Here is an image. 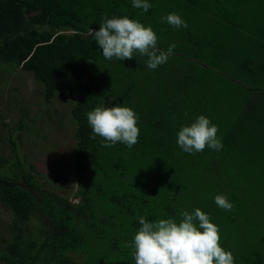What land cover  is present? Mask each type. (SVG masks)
I'll use <instances>...</instances> for the list:
<instances>
[{"label":"trees","instance_id":"obj_1","mask_svg":"<svg viewBox=\"0 0 264 264\" xmlns=\"http://www.w3.org/2000/svg\"><path fill=\"white\" fill-rule=\"evenodd\" d=\"M148 3L143 12L132 0H0V63L30 72L45 103L70 106L60 125L68 133L69 117L73 178L64 176L78 200L50 190L14 152L0 177V207L11 213L0 224V264H135L125 245L141 216L179 222L195 208L220 228L234 264H264V0ZM169 13L188 27L162 20ZM123 16L151 26L160 50L176 45L167 63L150 70L139 53L103 57L93 33L105 17ZM117 105L139 116L132 148L91 138L87 113ZM200 115L218 125L222 150L189 154L177 144ZM216 195L233 209L218 207Z\"/></svg>","mask_w":264,"mask_h":264},{"label":"clouds","instance_id":"obj_2","mask_svg":"<svg viewBox=\"0 0 264 264\" xmlns=\"http://www.w3.org/2000/svg\"><path fill=\"white\" fill-rule=\"evenodd\" d=\"M132 6L147 12L152 5L148 0H132ZM174 28H187V22L176 13L162 17ZM94 39L106 60L113 58L131 60L135 53L147 57L146 67L156 69L167 63L176 45H169L167 51L158 48V36L151 26L128 16L104 18ZM92 139L101 137V147L111 148L118 142L132 148L138 143L139 116L130 107L97 106L87 113ZM219 127L205 115L198 116L190 126H183L178 132L177 144L189 154L202 152L207 148L220 151L222 139L218 137ZM215 203L225 211H231L234 204L226 195H216ZM182 219H160L149 222L139 218L141 227L134 240L126 247L134 248L135 264H234L231 251L221 246L220 228L211 222L210 215L195 208L192 212L181 210Z\"/></svg>","mask_w":264,"mask_h":264},{"label":"rangeland","instance_id":"obj_3","mask_svg":"<svg viewBox=\"0 0 264 264\" xmlns=\"http://www.w3.org/2000/svg\"><path fill=\"white\" fill-rule=\"evenodd\" d=\"M5 65L0 63V164L6 159L9 162L0 167V177H7L10 173L15 152L25 167L32 169L36 176L39 173L41 181L49 180L47 186L50 190L69 195L73 202H77V187L70 171L74 149L69 117H63L70 125L68 133L60 125L61 117L69 114L70 106L59 98L51 104L45 103L44 87L30 72L12 64ZM22 118L28 126L26 124L24 130H19ZM9 141L15 142L12 143L14 151ZM19 183L24 184L22 180ZM10 219L11 213L1 206L0 224ZM30 224L35 231L34 221Z\"/></svg>","mask_w":264,"mask_h":264}]
</instances>
